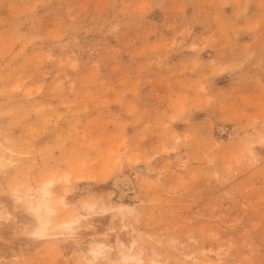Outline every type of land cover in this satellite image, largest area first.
Here are the masks:
<instances>
[{
	"label": "rangeland",
	"instance_id": "1",
	"mask_svg": "<svg viewBox=\"0 0 264 264\" xmlns=\"http://www.w3.org/2000/svg\"><path fill=\"white\" fill-rule=\"evenodd\" d=\"M1 157L0 264H264V0H0Z\"/></svg>",
	"mask_w": 264,
	"mask_h": 264
},
{
	"label": "bare ground",
	"instance_id": "2",
	"mask_svg": "<svg viewBox=\"0 0 264 264\" xmlns=\"http://www.w3.org/2000/svg\"><path fill=\"white\" fill-rule=\"evenodd\" d=\"M4 161L5 159L1 157L0 160L1 167L4 165ZM68 176H69L68 174L65 175L64 177L65 181H69ZM116 183L120 185V188L122 190L120 194L121 197H124L128 193L129 189L131 188L132 190L134 189V186H132V181L128 175L119 177L116 180ZM52 184H53V178H48L43 182V186L40 189L31 187V189L27 193L24 192L23 196L18 193L19 189L17 186L15 188V192L11 194V197L13 198V200L16 199V201H18L19 204L22 205L24 210H26V212L32 216L33 223L29 231L35 237H42L52 234L61 235L63 237L64 236L72 237V235L75 232L73 224L77 221V219L80 218V216H84V214L78 212L74 216H70L69 218L64 219L60 225L55 224L54 216L57 215L58 208L54 203H52L53 202L52 201L53 192L51 190ZM61 202L63 204H66L64 198H61ZM85 207L87 208L85 210L94 211L93 202L90 201L86 202ZM122 209H129V206L122 205L119 211L122 212ZM1 218H6V215L0 212V219ZM121 225L122 227L125 228L124 224ZM94 240L95 243L88 245L86 247L91 254L90 256L86 255L85 259L87 261L92 260L91 258H96V256H98L99 254H103L106 251V248L108 247L113 246L114 249L116 248L114 244H112L110 241H106L105 238L102 239L94 238ZM132 245L133 243L127 244L126 240L120 238L118 241V246L120 249L116 248L117 251L115 250L114 256L119 258L123 264H127L130 260L134 259V255L129 253L132 248ZM113 251L111 253H113ZM216 258L219 259V257ZM137 260L139 262L143 261L142 258H138Z\"/></svg>",
	"mask_w": 264,
	"mask_h": 264
}]
</instances>
